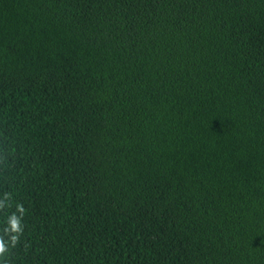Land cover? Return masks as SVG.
<instances>
[{
    "label": "trees",
    "instance_id": "trees-1",
    "mask_svg": "<svg viewBox=\"0 0 264 264\" xmlns=\"http://www.w3.org/2000/svg\"><path fill=\"white\" fill-rule=\"evenodd\" d=\"M0 242L264 264V0H0Z\"/></svg>",
    "mask_w": 264,
    "mask_h": 264
},
{
    "label": "clouds",
    "instance_id": "clouds-1",
    "mask_svg": "<svg viewBox=\"0 0 264 264\" xmlns=\"http://www.w3.org/2000/svg\"><path fill=\"white\" fill-rule=\"evenodd\" d=\"M17 208L18 209H22L23 206L22 205H17ZM12 226H13V229L14 230L18 227V225H17V223L15 221L12 222ZM0 251H3V244H2V242H0Z\"/></svg>",
    "mask_w": 264,
    "mask_h": 264
}]
</instances>
